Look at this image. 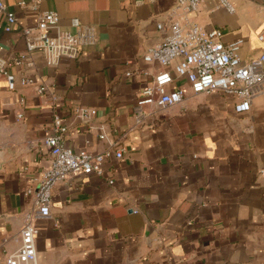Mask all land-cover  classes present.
<instances>
[{"label": "crops", "instance_id": "obj_1", "mask_svg": "<svg viewBox=\"0 0 264 264\" xmlns=\"http://www.w3.org/2000/svg\"><path fill=\"white\" fill-rule=\"evenodd\" d=\"M228 1L233 12L206 0L191 17L223 29L224 42L242 38L241 58L250 60L264 51L262 0ZM176 3L5 0L17 22L5 31L0 13V58L25 52L24 28L49 10L82 44L79 57L55 65L38 52L33 67L12 65L14 89L0 75V264L33 208L28 190L50 165L44 139L55 114L68 126L70 148L97 153L120 145L124 153L105 162L102 176L78 173L55 186L51 217L36 222L39 264H264V93L250 111L237 112L233 96L189 92L135 124L133 108L162 69L143 56L162 41L157 24ZM23 76L35 83L21 84ZM39 84L49 92L39 94ZM79 106L96 109L91 122L75 116Z\"/></svg>", "mask_w": 264, "mask_h": 264}, {"label": "built area", "instance_id": "obj_2", "mask_svg": "<svg viewBox=\"0 0 264 264\" xmlns=\"http://www.w3.org/2000/svg\"><path fill=\"white\" fill-rule=\"evenodd\" d=\"M205 1L176 0V7L166 21L157 24V28L165 32V36L144 54L143 59L149 64H159L162 69L153 76L133 108L137 126L151 121L158 110L181 104L189 92L197 95L218 91L233 96L237 112L250 111L254 98L264 93V51L244 61L240 55L244 43L242 38L224 42L223 29H207L196 22L191 14L197 13ZM220 1L228 11H234V6L228 0ZM262 5L264 7V0ZM179 12L182 13L181 17L177 16ZM0 13L5 14L7 21L4 30L11 31L17 22V16L6 10L5 0H0ZM23 33L25 52L10 60L0 58V75L7 78L10 89L15 88V76L10 73L9 68L12 65L33 67L32 54L41 53L48 65H55L62 58H77L81 53L82 37L61 28L57 11H44L37 26L24 28ZM258 37L261 41L264 40V28ZM34 83L30 76L21 78L23 85ZM37 91L42 95L48 93L49 88L39 84ZM21 101L24 99L21 98ZM74 113L83 123H88L96 116L97 111L91 107L79 106ZM67 128L62 116L55 114L52 133L44 139L52 159L38 186L28 190V194L33 196V208L24 213L17 238L18 246L7 254L6 264H39L36 241L39 229L36 222L51 217L53 190L58 183L67 181L78 173H96L102 176L107 160L123 157L124 148L120 145L97 153L70 148L64 140ZM99 138L107 139L104 130L100 131Z\"/></svg>", "mask_w": 264, "mask_h": 264}]
</instances>
